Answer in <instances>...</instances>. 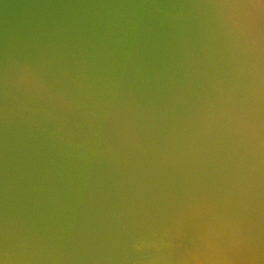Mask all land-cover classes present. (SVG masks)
I'll return each instance as SVG.
<instances>
[{
    "label": "water",
    "instance_id": "water-1",
    "mask_svg": "<svg viewBox=\"0 0 264 264\" xmlns=\"http://www.w3.org/2000/svg\"><path fill=\"white\" fill-rule=\"evenodd\" d=\"M3 264H264V0H0Z\"/></svg>",
    "mask_w": 264,
    "mask_h": 264
},
{
    "label": "snow or ice",
    "instance_id": "snow-or-ice-1",
    "mask_svg": "<svg viewBox=\"0 0 264 264\" xmlns=\"http://www.w3.org/2000/svg\"><path fill=\"white\" fill-rule=\"evenodd\" d=\"M0 264H3V261H0Z\"/></svg>",
    "mask_w": 264,
    "mask_h": 264
}]
</instances>
